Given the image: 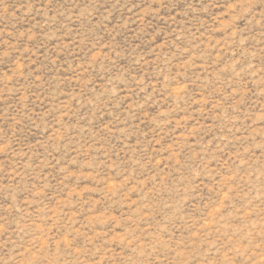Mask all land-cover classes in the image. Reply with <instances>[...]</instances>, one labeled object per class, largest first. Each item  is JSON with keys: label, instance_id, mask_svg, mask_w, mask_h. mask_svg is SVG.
<instances>
[{"label": "rangeland", "instance_id": "rangeland-1", "mask_svg": "<svg viewBox=\"0 0 264 264\" xmlns=\"http://www.w3.org/2000/svg\"><path fill=\"white\" fill-rule=\"evenodd\" d=\"M0 264H264V0H0Z\"/></svg>", "mask_w": 264, "mask_h": 264}]
</instances>
